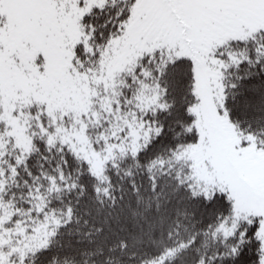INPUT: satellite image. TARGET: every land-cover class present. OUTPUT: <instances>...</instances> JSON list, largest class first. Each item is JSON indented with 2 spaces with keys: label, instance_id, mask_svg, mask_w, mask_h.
Here are the masks:
<instances>
[{
  "label": "snow or ice",
  "instance_id": "6c2138e0",
  "mask_svg": "<svg viewBox=\"0 0 264 264\" xmlns=\"http://www.w3.org/2000/svg\"><path fill=\"white\" fill-rule=\"evenodd\" d=\"M0 264H264V0H0Z\"/></svg>",
  "mask_w": 264,
  "mask_h": 264
}]
</instances>
